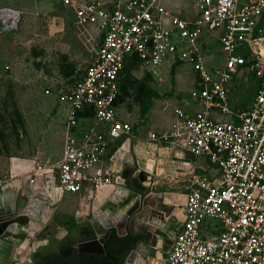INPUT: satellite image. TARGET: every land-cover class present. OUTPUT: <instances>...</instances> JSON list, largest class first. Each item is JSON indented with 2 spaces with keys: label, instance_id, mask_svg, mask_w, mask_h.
Returning a JSON list of instances; mask_svg holds the SVG:
<instances>
[{
  "label": "built area",
  "instance_id": "2783aa9c",
  "mask_svg": "<svg viewBox=\"0 0 264 264\" xmlns=\"http://www.w3.org/2000/svg\"><path fill=\"white\" fill-rule=\"evenodd\" d=\"M59 1L71 9L75 25H95L100 34L80 76L57 91L66 107L61 156L50 166L59 189L111 184L100 157L109 141L131 131L114 105L125 60L135 56L153 77L186 62L195 73L187 98L198 108L174 107L168 127L147 137L206 155L217 175L188 176L181 227L164 264H264V0H187L182 8L161 0ZM21 15L0 6V34L14 32ZM212 31L223 58L208 67L205 35ZM243 67L256 79L254 95L245 108L231 111L228 83ZM88 108L91 116L84 114ZM214 110L232 120L219 121ZM87 118L104 129L82 127ZM10 184L0 177V189Z\"/></svg>",
  "mask_w": 264,
  "mask_h": 264
},
{
  "label": "rangeland",
  "instance_id": "374dc122",
  "mask_svg": "<svg viewBox=\"0 0 264 264\" xmlns=\"http://www.w3.org/2000/svg\"><path fill=\"white\" fill-rule=\"evenodd\" d=\"M15 1L0 0V6L18 7L20 3ZM21 1L17 30L0 34L6 64L0 73V157L5 161L9 157L31 158L50 167L61 155L66 115L57 91L83 72L98 37L92 25H75L73 13L61 7L59 0ZM161 4L182 8L188 3L161 0ZM215 35V31L205 35L208 67L220 65L223 58ZM144 73L141 66L133 64L129 68L116 105L121 118L131 123L137 135L145 134L147 129L164 130L173 105L187 109L185 101L189 103L188 92L195 80L190 65L182 61L162 69L158 76ZM238 75L228 83L231 111L245 108L255 91L256 79L250 70L243 67ZM211 115L219 121L232 120L231 115L219 110L211 111ZM195 162L203 168L198 172L208 176L217 173L212 171L206 155H198ZM75 197V193H68L65 200L72 204Z\"/></svg>",
  "mask_w": 264,
  "mask_h": 264
},
{
  "label": "crops",
  "instance_id": "0c3cea01",
  "mask_svg": "<svg viewBox=\"0 0 264 264\" xmlns=\"http://www.w3.org/2000/svg\"><path fill=\"white\" fill-rule=\"evenodd\" d=\"M15 3H17V5L20 3V5H18V7H13L22 11V9H20V7L22 8V1L16 0ZM59 4H61L60 1ZM63 7L68 9L65 6ZM68 10L72 12L71 9ZM92 29H95L98 37L95 45L96 47L100 41V34L95 25H92L91 30ZM5 65L3 50L0 48V73L3 71ZM80 74L68 84L73 83ZM186 104L188 108H182L186 111H192L198 108L196 104L188 103V101H185V105ZM174 107L180 106L173 105L170 108L168 124L173 118L172 109ZM122 119L130 123L128 120L124 118ZM81 124L82 127L92 124L96 129H104L103 124L95 123L92 118L83 120ZM168 124L166 128L168 127ZM148 131L152 130L147 129L145 134L137 135L131 125V131L128 135L109 141L104 154L100 157V165L110 174L112 178L111 184L100 187H93L89 184H84L83 188L78 192L61 191L57 185L54 172L48 170L51 168L42 166V164L36 159L9 157L5 161L3 157H0V177L10 178L11 181L10 187L0 189L2 192V194H0V204L5 201L11 211L15 212V215L21 213L28 214V212H31L35 216L40 217V222L34 223L33 228L29 231L31 237L28 241H31V245L34 247L38 245L39 250H44L48 247V238L53 236L58 238L65 237L68 234V230L76 221L90 223L92 221V213L96 215L100 221H109L108 224L116 221L113 214H116L117 212L121 214L122 212L113 204L118 200L123 202L135 198L134 194L128 189L127 185L122 183V179L120 178L122 167L125 165L128 166L124 161L127 163L131 161V158L126 154L127 152L131 153L132 158L135 156L144 161L148 159L155 160V170L158 173L154 174L153 177H151L150 174L147 175L146 181L142 183L147 186L152 185L154 187V192H149L150 196L152 197V195L157 196L160 194L162 203L166 207H170L171 210L168 216L155 220L156 225L168 228L167 234L169 236L168 238H165L163 233L157 231L155 235L157 241L156 247H154V253H151L146 257L143 256L142 259H140V264H164L163 259L165 252L169 248L173 237L181 227V221L183 219V201L185 193L187 192L186 180L191 173L202 174L198 171H203V168L196 164L195 161L197 156H195V159L192 162L186 161L185 159L188 155L183 148L150 141L147 137ZM155 132L158 131L155 130ZM63 139L64 123L61 151ZM36 166H40L41 169L45 170L38 172ZM12 169H14L15 172L10 175ZM212 171H216L214 167L212 168ZM211 175H217V173ZM22 191L29 195L25 203L21 201V198L23 197ZM68 193L76 194L74 203L72 204L67 203L65 200V198L68 197ZM28 204H31L30 206L35 210L34 212L31 210L29 211ZM140 228L141 222L139 219H135L130 222V224L124 225L125 232L129 234L139 232ZM110 230L112 233H115L113 228ZM162 248L164 250H162ZM22 254L23 255L20 256V259H24L22 263L28 264V261H30L28 248L22 252ZM10 257L13 261L16 260L17 256L15 255V251L11 252Z\"/></svg>",
  "mask_w": 264,
  "mask_h": 264
},
{
  "label": "water",
  "instance_id": "95a60500",
  "mask_svg": "<svg viewBox=\"0 0 264 264\" xmlns=\"http://www.w3.org/2000/svg\"><path fill=\"white\" fill-rule=\"evenodd\" d=\"M184 151L188 155L185 160L194 161L195 156L185 149ZM126 154L131 158V161L129 163L124 161L128 166L122 167L120 178L135 198L123 202L118 200L113 204L122 212L121 214L118 212L113 214L116 221L108 224L109 221H100L92 213L90 223L76 221L65 237L53 236L48 238V247L44 250H39L38 245L34 247L31 245V241H28L31 237L29 231L33 228L34 223L40 222V217L31 212L15 215V212H12L3 201L0 204V264H23L24 259H20V256L27 248L30 258L28 264H38L52 257H56L64 264H80V258L84 257L90 261V264H95L97 257L104 254L103 244L110 233V229L113 228L118 236H122L125 234L124 225L130 224L135 219L140 220L141 228L139 232L130 233V235L132 237L139 236V238L131 245L122 259H115L112 264H140V259L143 256L146 257L154 253L157 241L156 232L163 233L165 238L169 236L167 234L168 228L156 225L155 220L168 216L171 209L162 203L160 194L150 196L149 192H154L152 185L147 186L142 183L146 181L147 175L150 174L153 177L154 174L158 173L155 170V160L144 161L135 156L132 158L130 152ZM42 170L45 169H39L38 172ZM14 172L15 170L12 169L10 175ZM0 194H2L1 190ZM22 194L21 201L25 203L29 195L23 191ZM30 205L28 204L29 211L34 212L35 210ZM162 250L164 249L162 248ZM12 251H15L17 256L14 261L10 257Z\"/></svg>",
  "mask_w": 264,
  "mask_h": 264
},
{
  "label": "flooded vegetation",
  "instance_id": "af4514ba",
  "mask_svg": "<svg viewBox=\"0 0 264 264\" xmlns=\"http://www.w3.org/2000/svg\"><path fill=\"white\" fill-rule=\"evenodd\" d=\"M115 232V231H114ZM111 234H115V238L111 240V246L110 249L107 250L104 248V254L102 256H98L96 259V263L101 264H112L115 259L120 260L123 258V256L128 252L131 245L138 239V236L132 237L129 233H126L122 236H118L115 233H112L110 230V233L104 240V242L110 238ZM104 247V244H103ZM55 262V263H54ZM38 264H64L59 259H56V257L49 258L41 263ZM80 264H90V261L86 260L84 257L80 258Z\"/></svg>",
  "mask_w": 264,
  "mask_h": 264
},
{
  "label": "trees",
  "instance_id": "16d2710c",
  "mask_svg": "<svg viewBox=\"0 0 264 264\" xmlns=\"http://www.w3.org/2000/svg\"><path fill=\"white\" fill-rule=\"evenodd\" d=\"M61 7H63V5L60 4ZM64 8V7H63ZM137 65V60L135 58V56H131L129 58H127L124 62V66L120 71V76H119V81H118V85H119V94L116 97L115 101H114V105H117L120 95L123 92V88L125 85V78L127 76L128 70L129 68L133 65ZM176 64V63H175ZM174 65V64H173ZM144 75H149L148 73H144ZM84 114L91 116V109H86L84 111ZM115 234H111L110 238H108L105 242H104V248L109 250L110 246H111V240H113L115 238Z\"/></svg>",
  "mask_w": 264,
  "mask_h": 264
}]
</instances>
